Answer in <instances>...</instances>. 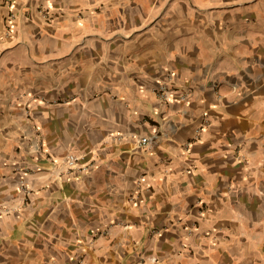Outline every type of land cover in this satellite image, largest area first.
Listing matches in <instances>:
<instances>
[{"label":"crops","instance_id":"crops-1","mask_svg":"<svg viewBox=\"0 0 264 264\" xmlns=\"http://www.w3.org/2000/svg\"><path fill=\"white\" fill-rule=\"evenodd\" d=\"M0 264H264V0H0Z\"/></svg>","mask_w":264,"mask_h":264},{"label":"built area","instance_id":"built-area-1","mask_svg":"<svg viewBox=\"0 0 264 264\" xmlns=\"http://www.w3.org/2000/svg\"><path fill=\"white\" fill-rule=\"evenodd\" d=\"M10 22L13 20L12 17L15 16V12L13 11L10 13ZM11 25V24H10ZM157 93L159 95V98L162 102H170L175 98V88L171 84V82H162L159 83L157 88ZM188 96L182 95L183 99H186ZM149 142L148 137H142L141 143L146 144ZM79 156L75 153H70L66 156V164L68 168V172H76V173H83V172H89L91 168L93 167V163H80L79 162ZM21 187L22 189L28 194L30 189L26 185L24 180H21ZM152 261H156V257L151 258Z\"/></svg>","mask_w":264,"mask_h":264}]
</instances>
